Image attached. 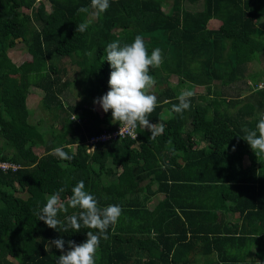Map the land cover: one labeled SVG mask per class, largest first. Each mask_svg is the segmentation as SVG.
Returning a JSON list of instances; mask_svg holds the SVG:
<instances>
[{
  "label": "trees",
  "instance_id": "trees-1",
  "mask_svg": "<svg viewBox=\"0 0 264 264\" xmlns=\"http://www.w3.org/2000/svg\"><path fill=\"white\" fill-rule=\"evenodd\" d=\"M109 3L97 19L77 12L90 0H0V160L19 166L14 172H0V264H57L62 253L51 241L64 239L65 252L68 241L86 242L87 229H50L34 214L61 187L65 188L61 199L66 202L81 180L100 207L122 208L108 239L100 241L96 264H182L174 252L169 256L173 248L176 252L197 249L202 257L222 249L223 254L216 252L218 261L202 264H243L232 262L226 251L231 243H247L256 232L249 229V222L264 224V156H255L242 131L255 129L264 114V89L254 91L248 84L263 80L264 73L247 70L264 54V30L259 26L264 21V0ZM86 19L88 29L76 32L77 24ZM212 19L220 22L217 29L208 28ZM138 34L149 55L156 48L162 51L163 64L149 73L157 85L170 75L179 81V87L160 85L154 93L157 107L148 118L151 124L162 125L163 132L150 139V131L137 127L136 138L97 143L90 154L86 141L118 124L112 123L111 111L99 115L95 106H85V94L95 101L110 90L107 44L131 43ZM17 42L25 45L31 57L20 65L7 57ZM63 59L76 66L82 77L78 86L85 88L74 104L62 98L76 82L68 78ZM193 87H203L204 96L190 97V108L182 114L171 112L181 90ZM33 91L42 97L43 111L56 110L60 129L51 124L44 133L41 121H29L26 101ZM164 113L168 119L162 118ZM39 146L41 155L33 151ZM56 147H63L72 159L61 160L53 154ZM147 178L154 179L156 192L164 194L154 215L161 230L155 238L148 234L147 219L139 225L134 222L135 214L147 212L144 201L137 202L131 195L150 188L151 183L140 186ZM190 193L205 196L208 208L186 200L184 195ZM214 208L225 210L226 217L237 212L244 221L240 230L229 219L210 220ZM176 210L192 215L195 226L183 221ZM77 211L69 208L58 219L63 222ZM145 228L148 231H140ZM159 246L161 252L155 256L152 248ZM257 255L264 264V246Z\"/></svg>",
  "mask_w": 264,
  "mask_h": 264
},
{
  "label": "clouds",
  "instance_id": "clouds-1",
  "mask_svg": "<svg viewBox=\"0 0 264 264\" xmlns=\"http://www.w3.org/2000/svg\"><path fill=\"white\" fill-rule=\"evenodd\" d=\"M109 7V0H90L89 6L80 7L77 12L98 19ZM88 27L89 20L86 19L77 24L76 32L83 33ZM105 53V59L112 69L108 81L110 90L97 98L94 104L104 113L111 111L112 123L120 125V136L124 133L133 135L137 127H142L151 132L150 139H155L163 132V126L151 124L148 118L157 107V97L152 91L156 80L149 73L150 69H158L163 64L161 49L156 48L149 55L143 36L138 34L131 43H108ZM193 95L192 91H182L177 97L179 103L173 105L171 112L182 114L189 109V98ZM242 131L245 133L243 139L255 156H264V114L259 117L255 129L243 128ZM53 154L61 160L72 159L63 147L54 148ZM63 192L65 188L61 187L50 195L45 205L38 207L34 214L50 229L57 230L59 226L63 232H79L81 228L88 230L86 242L77 245L68 241L69 250L66 252L64 239L51 241V245L62 253L57 264H96L100 241L108 239V230L118 223L122 208L115 204L100 207L96 197L85 190L82 180L72 187L66 202L61 199ZM69 208L78 211L66 215L62 222L58 214L68 213Z\"/></svg>",
  "mask_w": 264,
  "mask_h": 264
},
{
  "label": "crops",
  "instance_id": "crops-1",
  "mask_svg": "<svg viewBox=\"0 0 264 264\" xmlns=\"http://www.w3.org/2000/svg\"><path fill=\"white\" fill-rule=\"evenodd\" d=\"M208 24H210V26H217V28H218L220 25V22L216 19H212L208 22ZM95 109L97 110V112L100 115V111H98L97 106H95ZM162 118L168 119V114H166ZM93 152H94V150H92L91 153H93ZM147 153H149V152H147ZM141 154H140V156H141ZM148 183H151V186L149 189H146L145 191H142V192L137 191V193L131 195V197H135L137 199V202L144 201L143 207L145 208V210L147 212L145 214L142 213L143 215L135 214L134 222H135V224L139 225V221L142 222L143 219H147L150 223L148 228H151V230H149L150 232L148 234L150 235L151 238H155L158 236V233L161 230L159 228L160 220L157 219V217L154 218V215L156 212H158L157 210L160 207V203L164 199V194L156 192L158 186H157V182H155L154 179L147 178V179L141 181L140 186L143 188V186L148 184ZM184 198H186V200H189V199L192 200L193 199L194 203L200 209L206 210L208 208L207 198L203 195L202 196H199V195L195 196V195L190 193V194L184 195ZM215 204H217V202H215ZM212 210H213L214 216L210 220H216L217 219V221H220V219L222 217L225 221H226V219H229L233 224L238 225L237 227L239 230H240V226L242 225V222L244 223L243 218H239V215L237 212H234V213L232 212L231 214L228 215V217H226L225 212H224L225 210H223V209H216L215 210V208ZM220 210H222V211H220ZM148 212L152 213L151 217L148 216ZM159 212H163V211L160 210ZM176 212H177V214H179V216L181 217V219L183 221L186 222V220H187V221H189V224L195 226V221H193L192 215H189V214L186 215L184 213V211H181V210H176ZM223 213H224V215L222 216ZM127 216L131 217V215L129 213ZM263 216L264 215L262 214V219H263ZM206 217H205V219L209 218L208 216H206ZM217 221H213V222H217ZM238 222H239V224H238ZM248 225L250 226L249 229L255 230L256 232L254 234H250L248 236L249 240L247 241V243L246 242L245 243L239 242V243L229 244L226 253H231L230 257L232 258V262H240L243 264H263V261L261 260L260 255H257V253H258V248L260 246H264V233H263L264 224L262 225V224H259V222L251 221L248 223ZM140 231H148V230L146 229V230H140ZM174 232H175L176 236L179 235L178 233H176V231H174ZM248 233H251V232H248ZM170 234H173V233H170ZM180 234H182V233H180ZM179 236L181 237V235H179ZM186 236L189 237L188 234ZM187 239L184 241L187 242L188 241ZM161 247L162 246H159V248H152L151 252L155 256H158L161 252ZM175 250L176 249L173 248V250L171 251L172 253H170L169 256L171 257L175 253L176 258L178 259L179 263H182V264H195V263L196 264H202L205 260L216 262V261H218L217 259L219 256L216 252L218 250H220L221 254H223L222 249H218L217 251L213 249V251L209 255H206V257H202V256H204L202 251L196 252L197 249L194 252L192 250H189L188 252H186L185 248H183L182 250H178L177 252ZM199 250H201V248H199Z\"/></svg>",
  "mask_w": 264,
  "mask_h": 264
},
{
  "label": "rangeland",
  "instance_id": "rangeland-1",
  "mask_svg": "<svg viewBox=\"0 0 264 264\" xmlns=\"http://www.w3.org/2000/svg\"><path fill=\"white\" fill-rule=\"evenodd\" d=\"M46 9L47 10L49 9L48 4H46ZM24 11L26 13H29V11L26 10V9H24ZM259 26H260V29L264 30V21H263V23H260ZM208 28L216 29L217 26H210V24H208ZM7 57L13 63H15L16 65H20L23 62H27V61L31 60V57L28 54L25 45L23 43H21V42H17V45L15 46V48H12V49L8 50ZM61 63H63L64 65L67 64V68L69 69L68 78L70 79V81H73V80L76 81V82H74L72 84V86L70 88L67 89L68 92H66L62 96V98L67 104H74L79 99V93L84 91V89H85V88L83 89V85L78 86V83H77V82H79L81 80V79L79 80V78H82V77L78 73V70L76 69V66H73L70 63L69 59L68 60L67 59H63V60H61ZM247 70L250 73H254V72H258V71H262V73H264V54L259 55L258 58L256 59V61H253L250 64H248L247 65ZM162 74H163L162 76H166L165 73H162ZM157 84L158 83L156 81V84H155V86H154V88L152 90L153 94L154 93L156 94V92L159 91L157 86H160V85H163L162 88L179 87V81H178V78L175 75H170V76H168L165 79V81L162 84H160V85H157ZM239 86H242V84H239ZM87 88H88V86H87ZM218 89H220V86H218ZM181 91H185V90L182 89ZM191 91L194 93V95H199V96H204V94L206 92V90L203 87H193V89ZM85 96L87 97V101H86L85 106H89V107L97 106L98 111H100V113L103 112V110L98 105L94 104V99L93 98L91 99L89 97V94H85ZM40 101H41V96L36 91H33V93L31 92V94L28 96V98H27V108H28L29 113H30L29 121L31 123H33V124H38V122L41 121L40 130L42 132H44V133L47 132L48 127L51 124H53L54 127H57V129H60L61 126H59L56 123V119H57L56 110H54L52 112L53 115L48 113V112L43 111L41 109V107H40ZM166 113H168V112H166ZM166 113H164L162 115V117L165 116ZM33 151H34L35 154L41 155L43 153V148L41 146L35 147V148H33ZM26 249L28 250V246L26 247Z\"/></svg>",
  "mask_w": 264,
  "mask_h": 264
},
{
  "label": "built area",
  "instance_id": "built-area-1",
  "mask_svg": "<svg viewBox=\"0 0 264 264\" xmlns=\"http://www.w3.org/2000/svg\"><path fill=\"white\" fill-rule=\"evenodd\" d=\"M41 0H36V2H39ZM251 85V87L253 88V90H262L264 89V79L257 82L256 84H252V83H248ZM119 130H120V125L118 124L114 130L112 131H104L103 133L99 134L98 136H91L87 141V152L91 153L92 150H94L95 145L97 143H103V142H107L110 140H115L118 138H125V137H129V138H136L137 134H136V130H135V134L133 135H129L127 133L122 134L121 136L119 135ZM17 169H19V166L17 164L8 162V161H1L0 160V172L6 173V172H14Z\"/></svg>",
  "mask_w": 264,
  "mask_h": 264
}]
</instances>
